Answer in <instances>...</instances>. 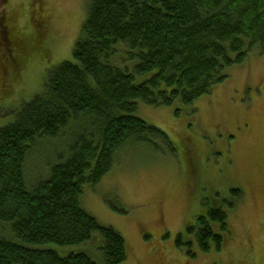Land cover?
<instances>
[{
  "label": "trees",
  "instance_id": "trees-1",
  "mask_svg": "<svg viewBox=\"0 0 264 264\" xmlns=\"http://www.w3.org/2000/svg\"><path fill=\"white\" fill-rule=\"evenodd\" d=\"M47 19L35 16L33 38L8 27L4 43L11 41L14 55L4 52L1 99H15L13 75L40 50ZM246 42L249 49L264 45V0H93L72 60L50 71L40 92L0 128V264L124 263L123 238L83 210L82 190L95 188L121 151L162 137L135 117L137 102L193 104L244 61ZM48 142L59 149L53 164L28 180L26 159ZM206 216L184 233L193 234L201 254L219 253L230 233L227 216ZM95 237L102 243L98 262L45 249L89 245Z\"/></svg>",
  "mask_w": 264,
  "mask_h": 264
},
{
  "label": "rangeland",
  "instance_id": "rangeland-1",
  "mask_svg": "<svg viewBox=\"0 0 264 264\" xmlns=\"http://www.w3.org/2000/svg\"><path fill=\"white\" fill-rule=\"evenodd\" d=\"M92 1L0 0V86L7 74L4 52L14 55L11 41L4 43L12 32L8 27L33 38L35 16L48 18L40 50L13 75L15 99L0 98V128L40 92L50 71L72 60ZM247 43L244 61L226 69L224 82L193 104L154 107L137 102L135 117L162 137L151 136L147 143L121 151L100 183L82 190L83 210L123 238L122 264H264V45L249 49ZM50 145L40 144L26 159L28 180L41 177L53 164L59 149ZM233 191H239L237 199ZM213 210L225 213L230 233L221 252L201 254L193 234L184 230ZM101 244L95 237L89 245L51 244L45 249L61 258L87 254L98 262Z\"/></svg>",
  "mask_w": 264,
  "mask_h": 264
}]
</instances>
